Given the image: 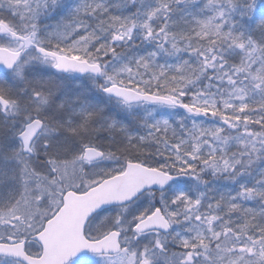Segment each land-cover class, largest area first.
Here are the masks:
<instances>
[{"label": "snow or ice", "instance_id": "6c2138e0", "mask_svg": "<svg viewBox=\"0 0 264 264\" xmlns=\"http://www.w3.org/2000/svg\"><path fill=\"white\" fill-rule=\"evenodd\" d=\"M0 264H264V0H0Z\"/></svg>", "mask_w": 264, "mask_h": 264}]
</instances>
